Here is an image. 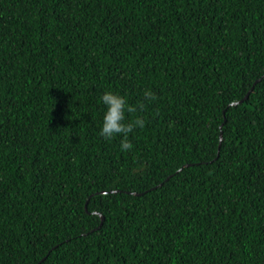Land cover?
<instances>
[{
    "label": "trees",
    "instance_id": "trees-1",
    "mask_svg": "<svg viewBox=\"0 0 264 264\" xmlns=\"http://www.w3.org/2000/svg\"><path fill=\"white\" fill-rule=\"evenodd\" d=\"M0 264H264V0H0Z\"/></svg>",
    "mask_w": 264,
    "mask_h": 264
},
{
    "label": "clouds",
    "instance_id": "clouds-1",
    "mask_svg": "<svg viewBox=\"0 0 264 264\" xmlns=\"http://www.w3.org/2000/svg\"><path fill=\"white\" fill-rule=\"evenodd\" d=\"M143 95L149 101L158 99L151 90H145ZM100 101L106 106V111L103 116L102 128L99 135L107 141H111L117 136H122L120 150L122 152L131 151L133 145L128 140V135L136 128L143 129L145 127V121L143 118H135L125 123V113L134 114L137 112V108L143 109L144 105L131 106L123 96L112 92L102 94Z\"/></svg>",
    "mask_w": 264,
    "mask_h": 264
},
{
    "label": "water",
    "instance_id": "water-1",
    "mask_svg": "<svg viewBox=\"0 0 264 264\" xmlns=\"http://www.w3.org/2000/svg\"><path fill=\"white\" fill-rule=\"evenodd\" d=\"M247 97H248V95H247ZM242 103V102H241ZM103 219V218H102Z\"/></svg>",
    "mask_w": 264,
    "mask_h": 264
}]
</instances>
